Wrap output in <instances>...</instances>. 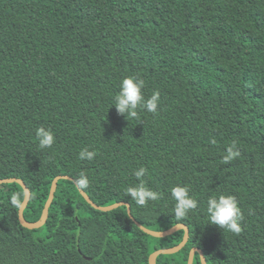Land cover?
Masks as SVG:
<instances>
[{
	"label": "trees",
	"instance_id": "16d2710c",
	"mask_svg": "<svg viewBox=\"0 0 264 264\" xmlns=\"http://www.w3.org/2000/svg\"><path fill=\"white\" fill-rule=\"evenodd\" d=\"M144 80L157 113L112 106L123 78ZM39 127L55 143L40 149ZM235 144L239 157L225 163ZM94 151L91 161L79 159ZM147 169L157 201L138 206L126 189ZM84 173L89 185L78 190ZM0 264H149L178 247L143 233L185 226L189 239L155 264H264V0H0ZM187 186L198 207L178 220L170 190ZM97 207L124 203L103 213ZM18 193L20 205L11 204ZM231 195L243 214L234 235L208 225L207 200ZM193 264H201L198 254Z\"/></svg>",
	"mask_w": 264,
	"mask_h": 264
},
{
	"label": "clouds",
	"instance_id": "9594fccd",
	"mask_svg": "<svg viewBox=\"0 0 264 264\" xmlns=\"http://www.w3.org/2000/svg\"><path fill=\"white\" fill-rule=\"evenodd\" d=\"M145 87V82L136 76H128L122 79L118 94L115 95L112 106L118 115L125 118H138V109L146 110L149 113H157L160 94L153 92L152 95L145 99L142 89ZM35 137L38 141L40 149L51 148L55 143V136L51 129L39 127L35 131ZM236 146L233 143L228 149L227 154L223 157L225 163L231 162L239 157L240 152L235 150ZM94 151L82 149L79 152L81 161H91L95 158ZM147 169L140 167L134 171V176L139 182L135 186H130L126 189V195L129 196L138 206L143 207L149 201H157L161 194L148 188L143 180ZM78 190L86 189L89 185L87 176L82 172L76 180ZM187 186H174L170 190L171 198L175 201L173 209L175 217L180 220L186 217L189 212L198 207V201L189 195ZM11 204L13 206L20 205V196L18 193H13L11 196ZM206 212L208 214V225H215L219 229L227 230L234 235H239L242 231L241 221L243 214L238 206L237 200L231 195L212 196L207 200Z\"/></svg>",
	"mask_w": 264,
	"mask_h": 264
},
{
	"label": "water",
	"instance_id": "95a60500",
	"mask_svg": "<svg viewBox=\"0 0 264 264\" xmlns=\"http://www.w3.org/2000/svg\"><path fill=\"white\" fill-rule=\"evenodd\" d=\"M62 180H65V181H72V179L68 178V177H57L53 183H52V186H51V190H50V194H49V198L45 204V207L43 209V213H42V217L40 219L39 222H37L36 224H29L27 223L25 220H24V216H23V213L26 209V207L28 206L29 204V201H30V198H31V193L30 191L26 188V186L23 184L22 181L20 180H16V179H8V180H1L0 181V185H5V184H18L19 186L22 187V189L24 190V193H25V198H24V201L19 209V213H18V219H19V223L21 224V226L27 230H38L40 228H42L45 224H46V221L48 219V213H49V209L52 205V202L54 200V195H55V192H56V189H57V185H58V182L59 181H62ZM80 194L81 196L84 198V200L92 207V209L96 210V211H99V212H103V213H108V212H112L120 207H127V210H128V215L130 218L131 217V212H130V208L128 205L124 204V203H120V204H116V205H113V206H110V207H106V208H101V207H97L96 205H94L91 200L89 199V197L82 191H80ZM135 224L146 234V235H149L153 238H157V239H164L166 237H170L172 235H174L175 233L177 232H180V231H184V239L182 241V243L174 248V249H171V250H159V251H156L155 253H153L150 257H149V261L148 263L149 264H155V260L159 257V256H170V255H175L177 253H179L184 247L185 245L187 244L188 242V239H189V231L188 229L185 227V226H177V227H174L166 232H153V231H150V230H147L145 228H143L140 224L136 223ZM198 254L201 258V264H206V260L204 258V255L201 251L197 250V249H193L190 254H189V260H188V264H193L194 262V257L195 255Z\"/></svg>",
	"mask_w": 264,
	"mask_h": 264
},
{
	"label": "rangeland",
	"instance_id": "374dc122",
	"mask_svg": "<svg viewBox=\"0 0 264 264\" xmlns=\"http://www.w3.org/2000/svg\"><path fill=\"white\" fill-rule=\"evenodd\" d=\"M137 226V225H136ZM138 227V226H137ZM139 228V227H138ZM140 229V228H139ZM141 230V229H140ZM142 231V230H141ZM143 232V231H142ZM144 233V232H143Z\"/></svg>",
	"mask_w": 264,
	"mask_h": 264
}]
</instances>
